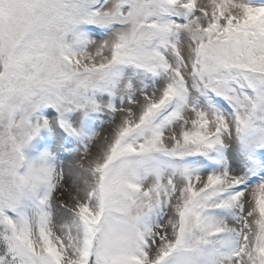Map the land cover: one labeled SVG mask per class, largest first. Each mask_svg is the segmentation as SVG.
I'll use <instances>...</instances> for the list:
<instances>
[{
    "label": "snow or ice",
    "instance_id": "snow-or-ice-1",
    "mask_svg": "<svg viewBox=\"0 0 264 264\" xmlns=\"http://www.w3.org/2000/svg\"><path fill=\"white\" fill-rule=\"evenodd\" d=\"M0 264H264V0H0Z\"/></svg>",
    "mask_w": 264,
    "mask_h": 264
},
{
    "label": "rangeland",
    "instance_id": "rangeland-1",
    "mask_svg": "<svg viewBox=\"0 0 264 264\" xmlns=\"http://www.w3.org/2000/svg\"><path fill=\"white\" fill-rule=\"evenodd\" d=\"M47 111L49 114L52 115V116L51 115L48 116V118L52 117L50 119L54 123L55 120L53 118L56 116V111L50 105L44 106V107L41 106V108H39L37 110V112L34 114L33 119L36 117H41V116L44 117L46 115ZM69 115L73 119H75L76 122L78 121V124L81 123V120L79 119L78 113H72ZM55 124H57V126H56L57 131H54L53 134L48 136V134L50 133L48 128L41 129L40 133L37 136L33 137V139L29 142V145L23 149L25 156L27 158L31 159V158H35V157L39 156V154L42 153L45 149H47L49 146L48 152L52 154L53 162L56 163V161L54 160V152H55L56 147L59 145V142H61L62 145H65V147H63V148H66V150H68V152L70 153V156L68 157L69 159L72 158V156L78 157V155H79L78 149L80 147L79 140L76 137L70 135L68 132H66L62 127H60V125L58 123L55 122ZM98 125H99V121L93 119L91 116L84 117L82 119V126H83L84 131L86 133H90L92 131L97 130ZM85 127L87 129H85ZM72 145H74V146L70 147ZM73 149H74V151H73ZM70 150H72V151H70Z\"/></svg>",
    "mask_w": 264,
    "mask_h": 264
},
{
    "label": "bare ground",
    "instance_id": "bare-ground-1",
    "mask_svg": "<svg viewBox=\"0 0 264 264\" xmlns=\"http://www.w3.org/2000/svg\"><path fill=\"white\" fill-rule=\"evenodd\" d=\"M78 123V121L76 122ZM68 143V142H67ZM64 144V143H63ZM70 144V143H69ZM68 145V144H67ZM74 145L70 146L73 147ZM65 145H62L61 142H59V145L56 147L55 152H54V160L56 161V163L67 166V164L71 161H74L75 159H77L78 157L76 156H72V158H68L70 156V153L68 152V150H66ZM72 151V150H70ZM74 151V149H73ZM64 157V158H63Z\"/></svg>",
    "mask_w": 264,
    "mask_h": 264
}]
</instances>
